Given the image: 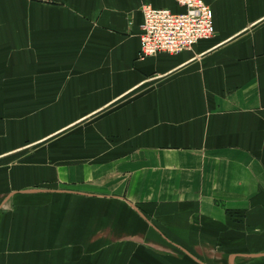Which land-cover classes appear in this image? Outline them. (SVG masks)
I'll return each instance as SVG.
<instances>
[{
  "label": "crops",
  "instance_id": "1",
  "mask_svg": "<svg viewBox=\"0 0 264 264\" xmlns=\"http://www.w3.org/2000/svg\"><path fill=\"white\" fill-rule=\"evenodd\" d=\"M205 1L213 38L140 60L144 7L175 0H0V264H162L153 233L130 231L145 176L174 197L156 208H193L174 219L259 232L264 0ZM40 144V164H12Z\"/></svg>",
  "mask_w": 264,
  "mask_h": 264
},
{
  "label": "rangeland",
  "instance_id": "2",
  "mask_svg": "<svg viewBox=\"0 0 264 264\" xmlns=\"http://www.w3.org/2000/svg\"><path fill=\"white\" fill-rule=\"evenodd\" d=\"M76 130L77 127H74L65 131L61 138H66ZM45 147L49 148L52 153L58 146L51 139ZM41 148V144L30 147L18 154L19 156L11 161L12 164L19 166L26 163L32 155L34 163L40 164L41 161L36 158L38 156L41 158ZM168 179L172 181L173 176H169ZM153 180V177L145 176L134 190L132 186V191L128 195L130 198L128 200L130 203V231L133 229L132 227H135L134 230H136L137 225L138 228L142 227L138 231L153 233L156 242L165 247L161 252V257L164 259L162 264L167 263L165 259L176 261V264H264V223L261 224L260 219H258L260 230L257 234L255 230H252L257 226V224H253L256 219H253L252 223L251 219H174V213L192 218L193 208L175 209L169 207L168 211L156 208L155 205L159 203L170 204L175 201L169 191H155ZM64 192L67 196L77 195V190L69 187ZM94 194L96 195V193ZM187 194L189 193L177 192V196H182L178 197V200L185 201L183 204L186 205L189 203L187 200L189 198L185 197ZM194 194L202 195V192ZM97 195L105 198L110 194L99 192ZM115 196H120V194ZM196 202L197 200L194 199V203ZM153 207H155V215Z\"/></svg>",
  "mask_w": 264,
  "mask_h": 264
},
{
  "label": "built area",
  "instance_id": "3",
  "mask_svg": "<svg viewBox=\"0 0 264 264\" xmlns=\"http://www.w3.org/2000/svg\"><path fill=\"white\" fill-rule=\"evenodd\" d=\"M182 13L169 9L146 5L143 9L140 60L158 55H177L192 50L200 41L214 37L215 27L213 12L205 0H175ZM174 41H188L173 51L157 50L154 54L150 48L171 46Z\"/></svg>",
  "mask_w": 264,
  "mask_h": 264
},
{
  "label": "bare ground",
  "instance_id": "4",
  "mask_svg": "<svg viewBox=\"0 0 264 264\" xmlns=\"http://www.w3.org/2000/svg\"><path fill=\"white\" fill-rule=\"evenodd\" d=\"M188 41L182 42V41H174L172 43L171 46H158L156 44H154L151 48L150 51L154 54L157 50L161 49V50H168V51H173V50H177L178 48H180V46L182 44H188Z\"/></svg>",
  "mask_w": 264,
  "mask_h": 264
}]
</instances>
